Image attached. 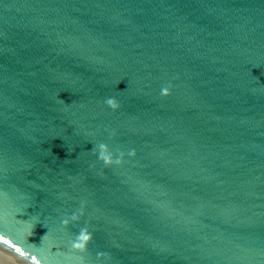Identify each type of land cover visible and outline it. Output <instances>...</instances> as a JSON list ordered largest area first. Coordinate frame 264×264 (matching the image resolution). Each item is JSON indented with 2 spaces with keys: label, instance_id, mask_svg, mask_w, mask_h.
<instances>
[{
  "label": "water",
  "instance_id": "95a60500",
  "mask_svg": "<svg viewBox=\"0 0 264 264\" xmlns=\"http://www.w3.org/2000/svg\"><path fill=\"white\" fill-rule=\"evenodd\" d=\"M0 264H264V0H0Z\"/></svg>",
  "mask_w": 264,
  "mask_h": 264
},
{
  "label": "clouds",
  "instance_id": "9594fccd",
  "mask_svg": "<svg viewBox=\"0 0 264 264\" xmlns=\"http://www.w3.org/2000/svg\"><path fill=\"white\" fill-rule=\"evenodd\" d=\"M160 94L162 96L170 95L171 94V86L170 85L163 86L161 88V93ZM105 103H106L107 106H109L114 111L115 110H118L121 107L120 102L115 97H108V98H106ZM92 151L95 153L96 152V149L93 148ZM121 155H123V154L121 153ZM98 158L101 161H103L106 165L113 163V155H112V153H111V151L109 149V146L107 144L101 143L98 146ZM115 162L116 163H119V160H116ZM90 239H91V235L89 233L82 232L80 234V236H79V241H81V242L76 243L75 244V247L80 248V249H83L85 247L86 242L88 240H90Z\"/></svg>",
  "mask_w": 264,
  "mask_h": 264
}]
</instances>
